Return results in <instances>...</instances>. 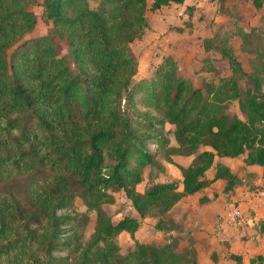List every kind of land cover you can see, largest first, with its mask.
I'll list each match as a JSON object with an SVG mask.
<instances>
[{
    "label": "trees",
    "instance_id": "1",
    "mask_svg": "<svg viewBox=\"0 0 264 264\" xmlns=\"http://www.w3.org/2000/svg\"><path fill=\"white\" fill-rule=\"evenodd\" d=\"M96 1L0 0V264H200L190 232L180 247L186 230L170 213L220 178L227 202L238 185L262 187L222 159L243 155L246 166L264 168V28L228 21L205 37L203 67L213 76L201 86L171 55L137 79L132 44L150 27L148 11L186 0ZM246 1L264 13V0ZM39 3L50 26L31 37ZM193 10L186 6L190 17ZM233 102L239 113L230 112ZM160 158L182 178L161 177L168 167ZM116 192L135 210L118 220L108 210ZM146 217L164 242L137 237ZM92 219L83 242L79 228ZM256 227L264 232L261 221ZM124 231L135 243L126 254ZM222 256L242 262L231 250ZM249 264H264V253Z\"/></svg>",
    "mask_w": 264,
    "mask_h": 264
},
{
    "label": "rangeland",
    "instance_id": "2",
    "mask_svg": "<svg viewBox=\"0 0 264 264\" xmlns=\"http://www.w3.org/2000/svg\"><path fill=\"white\" fill-rule=\"evenodd\" d=\"M42 0H40L41 2ZM92 6H96V0H90ZM220 0H186L184 4L172 3L170 6L163 7L159 10H149L148 19L150 27L147 29L144 36L132 44L135 54L139 58V72L136 75L137 79H141L149 75L155 70L166 56H173L179 66L180 73L185 77L192 79L197 86H201L206 80H211L213 73L203 67L205 59V51L202 41L205 37H209L221 29V25L234 21L243 24L246 28L259 25L264 28V13L258 11L254 6L246 0H225L223 6ZM193 5V15L190 17L186 11V6ZM38 14V24L34 31L30 34L31 37L46 34L49 29L42 16L43 6L41 3L34 7ZM62 47L66 50L64 44ZM238 57L243 62V65L250 70L249 57L245 53H241L238 49ZM215 64L219 66L222 75L231 73L228 62L224 60H216ZM231 113H239V107L236 102L230 106ZM167 128H171L170 124H166ZM172 138V134H170ZM187 158H181L182 162H188ZM192 160V157H190ZM162 166L165 168L167 162L164 158H160ZM168 172V171H167ZM162 174L161 177L168 175ZM173 175L174 172L172 171ZM172 177V175H171ZM143 186V185H141ZM262 188V187H261ZM252 190V189H250ZM117 202L108 205V210L114 220H118L125 214H131L135 210L131 207L129 201L123 193L116 192ZM77 211H84L85 208L81 202L77 201ZM180 212L173 210L170 216L176 221ZM94 215H92V218ZM181 218V217H180ZM155 219L148 217L144 220L142 227L139 229V239L145 241L164 242L166 235L160 231H154L152 224ZM184 228V222L179 219L176 221ZM222 223V219L220 221ZM184 226V227H183ZM94 231L93 219L85 226L79 228V233L83 235L82 241L89 240ZM180 247L185 246L190 236L187 232L181 235ZM203 239L198 240V261L200 264H249L248 256L245 262H238L234 258L222 257L223 252L232 250V242L227 239L217 240L212 242L207 235H203ZM246 240H242L237 244L241 245L238 252H244L247 249ZM118 243L123 254L128 253L134 248L135 243L131 236L126 232H122L118 237ZM237 246L236 248H238ZM217 252L218 259L212 258V253ZM247 252V251H246ZM248 253V252H247ZM58 255H66V251H58ZM250 260V259H249Z\"/></svg>",
    "mask_w": 264,
    "mask_h": 264
},
{
    "label": "crops",
    "instance_id": "3",
    "mask_svg": "<svg viewBox=\"0 0 264 264\" xmlns=\"http://www.w3.org/2000/svg\"><path fill=\"white\" fill-rule=\"evenodd\" d=\"M181 158L187 157L177 156L178 161L183 165H187L191 161V158L189 157L188 162L186 161L185 163L181 161ZM222 161L240 175H245L247 171L253 172L255 176L254 178L250 177V183H255L256 185L259 184L264 187V168L261 165L253 164L246 166L243 155L234 158H224ZM167 166L168 175L164 177L172 179L182 178V173L177 167L172 164H168ZM172 171L174 172V175ZM141 185L138 186V189L142 191L144 189V184ZM225 185V179H217L204 189L183 197L173 207L171 212L173 210H178V212H180L176 221L181 219L184 222L185 227H183L186 230L184 233H191L198 253V240L203 239V235H207L212 242L223 239L229 240V242L233 243L231 251L241 254L242 263L245 262V258L248 256L247 263H249V259H251L253 255L264 253V232L262 233L258 231L256 227L259 221L264 224V209L255 211L250 208L249 210L244 203V197L246 196L249 188L243 184L238 185L230 194L229 198L231 199L230 203H236L242 207L244 211V218L234 226H224L220 221L221 214L224 211L226 203H228L227 197L222 194ZM180 188H182V185H180ZM147 219L148 217L144 220ZM138 231L136 234L137 237H139ZM242 238L246 240L245 244L248 248L245 249L244 252H238L243 244H237L242 240ZM237 246L239 247L236 248Z\"/></svg>",
    "mask_w": 264,
    "mask_h": 264
},
{
    "label": "built area",
    "instance_id": "4",
    "mask_svg": "<svg viewBox=\"0 0 264 264\" xmlns=\"http://www.w3.org/2000/svg\"><path fill=\"white\" fill-rule=\"evenodd\" d=\"M244 203L250 210L264 209V187L259 189L248 190L244 197ZM244 218V211L239 204L226 203L223 213L221 214L222 224L227 227L234 226L242 221Z\"/></svg>",
    "mask_w": 264,
    "mask_h": 264
}]
</instances>
